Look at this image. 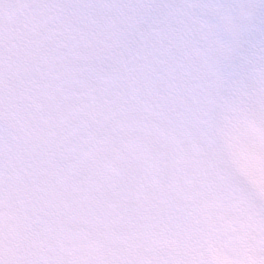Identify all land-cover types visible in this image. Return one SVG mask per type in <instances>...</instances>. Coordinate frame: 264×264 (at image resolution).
Segmentation results:
<instances>
[{
  "label": "snow or ice",
  "instance_id": "snow-or-ice-1",
  "mask_svg": "<svg viewBox=\"0 0 264 264\" xmlns=\"http://www.w3.org/2000/svg\"><path fill=\"white\" fill-rule=\"evenodd\" d=\"M0 264H264V0H0Z\"/></svg>",
  "mask_w": 264,
  "mask_h": 264
}]
</instances>
